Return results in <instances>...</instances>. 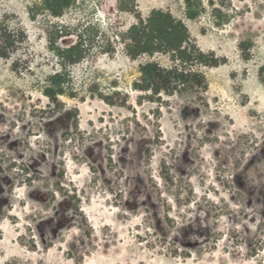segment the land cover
Wrapping results in <instances>:
<instances>
[{
    "label": "rangeland",
    "instance_id": "rangeland-1",
    "mask_svg": "<svg viewBox=\"0 0 264 264\" xmlns=\"http://www.w3.org/2000/svg\"><path fill=\"white\" fill-rule=\"evenodd\" d=\"M0 0L26 41L0 59V264H264V0ZM155 11L188 28L205 89L134 90L119 35ZM71 90H44L63 61Z\"/></svg>",
    "mask_w": 264,
    "mask_h": 264
},
{
    "label": "trees",
    "instance_id": "trees-1",
    "mask_svg": "<svg viewBox=\"0 0 264 264\" xmlns=\"http://www.w3.org/2000/svg\"><path fill=\"white\" fill-rule=\"evenodd\" d=\"M76 0H41L40 5H34L30 11L33 18L39 12L47 11L54 16H61ZM186 17L196 20L202 13L199 0H184ZM126 55L131 60L142 56L154 57L157 54H167L173 59V66L164 68L159 63L147 62L141 69V77L134 83V90L151 93L154 96L161 94L171 95L189 87L205 89V77L193 70V65L203 64L210 66L205 55L193 44L186 25L163 11H155L148 18L137 17L125 33L118 36ZM26 41V35L21 30H10L0 21V59H9L17 50L20 43ZM57 56L63 61L60 71L54 73L45 87L44 94L50 100H57L71 90V75L68 64L78 63L84 54L80 45L67 49H56ZM259 78L264 84V65L259 70Z\"/></svg>",
    "mask_w": 264,
    "mask_h": 264
}]
</instances>
